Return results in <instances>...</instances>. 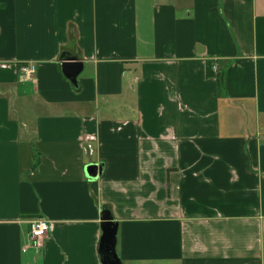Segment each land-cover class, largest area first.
<instances>
[{"label":"crops","instance_id":"0c3cea01","mask_svg":"<svg viewBox=\"0 0 264 264\" xmlns=\"http://www.w3.org/2000/svg\"><path fill=\"white\" fill-rule=\"evenodd\" d=\"M105 213L121 264H264V0H0V264H103Z\"/></svg>","mask_w":264,"mask_h":264},{"label":"water","instance_id":"95a60500","mask_svg":"<svg viewBox=\"0 0 264 264\" xmlns=\"http://www.w3.org/2000/svg\"><path fill=\"white\" fill-rule=\"evenodd\" d=\"M82 65L77 63L75 60H70L69 63L65 64L64 72L68 79L75 81ZM89 177L97 178L102 172V168L99 166H90L87 170ZM103 220L106 221L104 226V236L101 242V260L103 264H121V261L116 253V235L117 225L112 222V217L109 213L103 215Z\"/></svg>","mask_w":264,"mask_h":264},{"label":"built area","instance_id":"2783aa9c","mask_svg":"<svg viewBox=\"0 0 264 264\" xmlns=\"http://www.w3.org/2000/svg\"><path fill=\"white\" fill-rule=\"evenodd\" d=\"M213 70L216 71V67H213ZM18 71L30 80L36 74V66L33 64L22 65L19 67ZM52 230V224L47 220L38 219L32 221L29 225L28 246L30 248L40 246L41 241L46 238Z\"/></svg>","mask_w":264,"mask_h":264},{"label":"trees","instance_id":"16d2710c","mask_svg":"<svg viewBox=\"0 0 264 264\" xmlns=\"http://www.w3.org/2000/svg\"><path fill=\"white\" fill-rule=\"evenodd\" d=\"M213 69H212V66H209L208 67V76L209 77H213L214 76V72L212 71Z\"/></svg>","mask_w":264,"mask_h":264}]
</instances>
